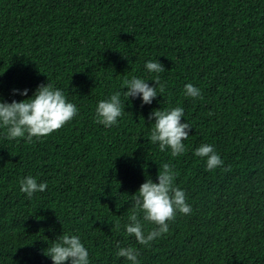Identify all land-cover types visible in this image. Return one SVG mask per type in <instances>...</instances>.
<instances>
[{"label":"trees","instance_id":"trees-1","mask_svg":"<svg viewBox=\"0 0 264 264\" xmlns=\"http://www.w3.org/2000/svg\"><path fill=\"white\" fill-rule=\"evenodd\" d=\"M152 60L165 72L149 73ZM157 75L165 91L150 105L122 94L117 124L95 122L125 79L155 86ZM47 83L78 112L31 141L0 127V264H52L44 253L65 233L89 264H130L118 244L137 248L139 264H264V0H0V97L19 102ZM188 83L202 98L185 95ZM177 106L191 130L172 157L150 141L149 115ZM201 144L222 167L207 170ZM164 163L192 213L142 246L124 228L131 195ZM29 175L48 185L30 199L19 187Z\"/></svg>","mask_w":264,"mask_h":264},{"label":"clouds","instance_id":"clouds-1","mask_svg":"<svg viewBox=\"0 0 264 264\" xmlns=\"http://www.w3.org/2000/svg\"><path fill=\"white\" fill-rule=\"evenodd\" d=\"M145 68L149 73L165 72L164 66L157 60L146 62ZM152 81L155 86H149L148 81L142 78L125 79L122 87L126 91H117L108 99L97 103L95 122L105 128L117 124L125 112V105L121 101L122 94L127 100L139 97L142 105H150L157 95H160L157 93V86L160 93L165 91L158 75ZM184 93L191 98H202L201 90L191 83L185 85ZM13 94L27 97L28 90H14ZM77 112L76 105L68 102L64 92L51 83L38 85L31 97L19 102H3L0 97V127L6 129L8 139L26 138L31 141L33 138L47 137L70 122ZM183 116L184 110L179 106L163 110L154 109L149 115V120L154 121L151 123L150 141L158 144L161 152L170 150L172 157L181 155L186 150L183 141L188 138L191 126L187 122H181ZM194 155L205 159L207 170H214L224 164L210 144H201L196 148ZM223 170L227 172L231 169L229 166ZM176 176L173 167L164 163L162 170L157 173V182L146 178L138 191L131 195L132 206L124 228L126 234L134 236L139 245L149 246L155 238L167 233L169 222L175 220L177 213H192L184 191L174 185ZM19 187L30 199L34 193L45 191L48 185L38 183L36 178L29 175L20 179ZM144 223L153 225L147 234ZM116 227L119 228L120 225L117 224ZM50 245L44 255L50 258L52 264H89L88 251L77 235L61 234ZM117 249V257L124 258L130 264H139L140 253L137 248L120 247L118 244Z\"/></svg>","mask_w":264,"mask_h":264}]
</instances>
